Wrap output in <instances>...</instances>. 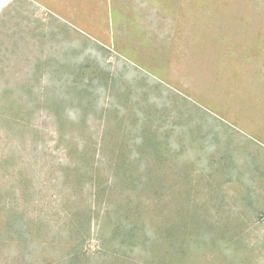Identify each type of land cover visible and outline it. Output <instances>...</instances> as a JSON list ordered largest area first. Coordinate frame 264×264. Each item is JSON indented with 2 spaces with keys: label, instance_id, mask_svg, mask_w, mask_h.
Returning <instances> with one entry per match:
<instances>
[{
  "label": "rangeland",
  "instance_id": "rangeland-1",
  "mask_svg": "<svg viewBox=\"0 0 264 264\" xmlns=\"http://www.w3.org/2000/svg\"><path fill=\"white\" fill-rule=\"evenodd\" d=\"M0 264H264V0L0 4Z\"/></svg>",
  "mask_w": 264,
  "mask_h": 264
},
{
  "label": "bare ground",
  "instance_id": "bare-ground-1",
  "mask_svg": "<svg viewBox=\"0 0 264 264\" xmlns=\"http://www.w3.org/2000/svg\"><path fill=\"white\" fill-rule=\"evenodd\" d=\"M6 1H7V0H6ZM6 1H4V2H1L0 4H2V5H3V4H5V2H6Z\"/></svg>",
  "mask_w": 264,
  "mask_h": 264
}]
</instances>
